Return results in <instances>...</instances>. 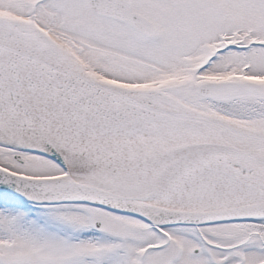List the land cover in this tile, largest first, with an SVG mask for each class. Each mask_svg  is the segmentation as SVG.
Here are the masks:
<instances>
[{
  "label": "snow or ice",
  "instance_id": "6c2138e0",
  "mask_svg": "<svg viewBox=\"0 0 264 264\" xmlns=\"http://www.w3.org/2000/svg\"><path fill=\"white\" fill-rule=\"evenodd\" d=\"M0 264H264V0H0Z\"/></svg>",
  "mask_w": 264,
  "mask_h": 264
}]
</instances>
